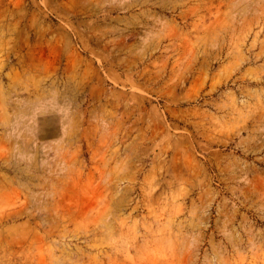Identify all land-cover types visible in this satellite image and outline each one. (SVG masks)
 <instances>
[{"label":"rangeland","instance_id":"1","mask_svg":"<svg viewBox=\"0 0 264 264\" xmlns=\"http://www.w3.org/2000/svg\"><path fill=\"white\" fill-rule=\"evenodd\" d=\"M0 264H264V0H0Z\"/></svg>","mask_w":264,"mask_h":264}]
</instances>
